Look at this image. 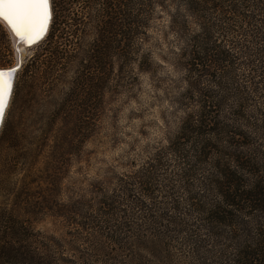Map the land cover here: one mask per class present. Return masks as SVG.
Masks as SVG:
<instances>
[{"label":"rangeland","instance_id":"374dc122","mask_svg":"<svg viewBox=\"0 0 264 264\" xmlns=\"http://www.w3.org/2000/svg\"><path fill=\"white\" fill-rule=\"evenodd\" d=\"M83 2L71 8L79 22L60 25L51 44L46 32L19 64L0 25V67L20 65L0 126V264H187L168 225L171 199L185 195L177 160L165 156L151 175L145 167L197 107L199 90L219 89L207 77L190 85L180 56L197 25L183 27L174 5L156 4L122 63L116 26L99 40L103 0ZM50 45L67 56L53 59ZM239 57L219 95L224 109L242 97L253 118L264 87L252 92Z\"/></svg>","mask_w":264,"mask_h":264},{"label":"trees","instance_id":"16d2710c","mask_svg":"<svg viewBox=\"0 0 264 264\" xmlns=\"http://www.w3.org/2000/svg\"><path fill=\"white\" fill-rule=\"evenodd\" d=\"M50 1L48 44L60 25L79 22L71 8L84 4L83 0ZM167 3L174 5L183 27L190 18L198 28L180 55L187 76L195 77L190 85L207 77L220 89L222 77L244 54L252 92L264 87V0H103L105 19L99 21V40H108V30L116 26V58L127 63L153 7ZM46 51L53 59L67 56L51 45ZM219 89L199 90L197 107L186 113L173 139L145 169L151 175L165 156L177 160L175 177L185 195L172 196L168 225L177 228L187 264H264V108L248 117L245 100L239 97L233 107L224 109ZM191 100L188 90L183 101ZM168 186L173 193V186ZM175 210L178 217L172 215ZM6 255L9 260L14 257L12 251Z\"/></svg>","mask_w":264,"mask_h":264},{"label":"snow or ice","instance_id":"6c2138e0","mask_svg":"<svg viewBox=\"0 0 264 264\" xmlns=\"http://www.w3.org/2000/svg\"><path fill=\"white\" fill-rule=\"evenodd\" d=\"M50 0H0V21L19 41L29 46L41 40L51 19ZM18 67V65H17ZM17 68H0V119L14 89Z\"/></svg>","mask_w":264,"mask_h":264},{"label":"bare ground","instance_id":"6f19581e","mask_svg":"<svg viewBox=\"0 0 264 264\" xmlns=\"http://www.w3.org/2000/svg\"><path fill=\"white\" fill-rule=\"evenodd\" d=\"M49 7H50L51 19H52L51 2H50ZM51 19H50V21H49L48 28H47V31H46V32H48V29H49V27H50ZM1 22L4 24L6 30L8 31V34L10 35V38H11V41H12V44H13V47H14V50H15V54H16V57H17L16 64H17V63L19 64V62L22 61V60H21V59H22V56L24 55V53H25L26 49L29 47V45L26 44V43H23V42L19 41V39H18L16 36H14L13 33L10 31V29L8 28V25H7L6 23H4L3 21H1ZM45 34H46V33H45ZM45 34H44V35H45ZM43 37H45V36H43ZM16 64L13 65L12 67H6V68H4V69H7V68H16V67H17ZM0 68H2V67H0ZM6 109H7V108H6ZM5 113H6V110H5ZM4 116H5V114H4ZM4 116H3L2 119H0V126H1V124L3 123Z\"/></svg>","mask_w":264,"mask_h":264},{"label":"flooded vegetation","instance_id":"af4514ba","mask_svg":"<svg viewBox=\"0 0 264 264\" xmlns=\"http://www.w3.org/2000/svg\"><path fill=\"white\" fill-rule=\"evenodd\" d=\"M0 25L4 28V30L7 32V30H6V28H5V26H4V24L0 21ZM8 34V33H7ZM13 46V45H12ZM14 49V48H13ZM15 52V51H14Z\"/></svg>","mask_w":264,"mask_h":264},{"label":"water","instance_id":"95a60500","mask_svg":"<svg viewBox=\"0 0 264 264\" xmlns=\"http://www.w3.org/2000/svg\"><path fill=\"white\" fill-rule=\"evenodd\" d=\"M19 66H20V65H19ZM19 66H18V67H19Z\"/></svg>","mask_w":264,"mask_h":264}]
</instances>
